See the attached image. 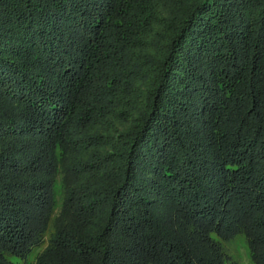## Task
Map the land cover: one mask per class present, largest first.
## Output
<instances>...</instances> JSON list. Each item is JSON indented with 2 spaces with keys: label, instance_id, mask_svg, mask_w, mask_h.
<instances>
[{
  "label": "trees",
  "instance_id": "trees-1",
  "mask_svg": "<svg viewBox=\"0 0 264 264\" xmlns=\"http://www.w3.org/2000/svg\"><path fill=\"white\" fill-rule=\"evenodd\" d=\"M237 237L264 264V0H0V264Z\"/></svg>",
  "mask_w": 264,
  "mask_h": 264
},
{
  "label": "rangeland",
  "instance_id": "rangeland-1",
  "mask_svg": "<svg viewBox=\"0 0 264 264\" xmlns=\"http://www.w3.org/2000/svg\"><path fill=\"white\" fill-rule=\"evenodd\" d=\"M60 190V177H58L55 183V205L53 209V217L58 213L60 208ZM45 244L46 239L45 243H43L38 248L32 250L23 258L16 257L14 258V260L23 264H35L36 258L41 252V250L44 248ZM224 248L230 259L236 261L237 264H253L249 256L247 245L242 237H237L231 241L224 242Z\"/></svg>",
  "mask_w": 264,
  "mask_h": 264
}]
</instances>
